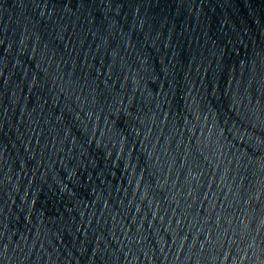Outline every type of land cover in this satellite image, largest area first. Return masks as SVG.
I'll return each instance as SVG.
<instances>
[{
	"label": "water",
	"instance_id": "water-1",
	"mask_svg": "<svg viewBox=\"0 0 264 264\" xmlns=\"http://www.w3.org/2000/svg\"><path fill=\"white\" fill-rule=\"evenodd\" d=\"M0 264H264V0H0Z\"/></svg>",
	"mask_w": 264,
	"mask_h": 264
}]
</instances>
